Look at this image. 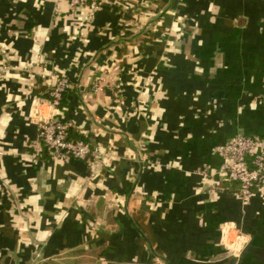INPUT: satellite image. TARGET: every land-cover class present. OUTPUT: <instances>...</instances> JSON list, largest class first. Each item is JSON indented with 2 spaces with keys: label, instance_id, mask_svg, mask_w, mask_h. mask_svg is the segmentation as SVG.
<instances>
[{
  "label": "crops",
  "instance_id": "0c3cea01",
  "mask_svg": "<svg viewBox=\"0 0 264 264\" xmlns=\"http://www.w3.org/2000/svg\"><path fill=\"white\" fill-rule=\"evenodd\" d=\"M2 65L0 264H264V192L210 185L218 145L264 137V0H0ZM52 117L94 173L38 142Z\"/></svg>",
  "mask_w": 264,
  "mask_h": 264
},
{
  "label": "built area",
  "instance_id": "2783aa9c",
  "mask_svg": "<svg viewBox=\"0 0 264 264\" xmlns=\"http://www.w3.org/2000/svg\"><path fill=\"white\" fill-rule=\"evenodd\" d=\"M53 1L56 9L62 2H66L71 8H85L90 19L102 4V0ZM0 68L4 71L8 66L2 65ZM42 78L50 83L49 100L61 109L59 104L62 96L69 88L67 77L52 72L43 74ZM71 127L72 123L69 120L57 117L43 120L38 125V142L44 146L52 159L63 162H68L72 158L86 160L90 171L94 173L107 155L101 154L100 147L92 146L85 140L71 139L68 136ZM216 151L223 159L213 173L217 177V183L213 180L211 186H218V183H235L238 187L233 193L242 201L248 200L256 192H264V137L237 135L218 145ZM105 262L103 260L102 264Z\"/></svg>",
  "mask_w": 264,
  "mask_h": 264
},
{
  "label": "trees",
  "instance_id": "16d2710c",
  "mask_svg": "<svg viewBox=\"0 0 264 264\" xmlns=\"http://www.w3.org/2000/svg\"><path fill=\"white\" fill-rule=\"evenodd\" d=\"M65 93H66V92H64V94H63V96H62V99H61V102H60V104H59V107H60L61 109H64V104H65V102H64ZM48 97H49V96H48ZM68 136H69L71 139H73V140H75V139H82V140H84L83 137H82V135H77V134L73 133V132H72V128L69 129V131H68Z\"/></svg>",
  "mask_w": 264,
  "mask_h": 264
}]
</instances>
